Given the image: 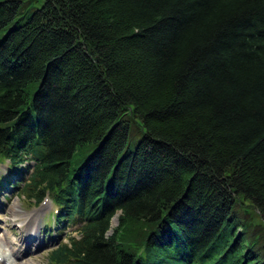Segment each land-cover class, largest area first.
Here are the masks:
<instances>
[{
    "label": "trees",
    "instance_id": "1",
    "mask_svg": "<svg viewBox=\"0 0 264 264\" xmlns=\"http://www.w3.org/2000/svg\"><path fill=\"white\" fill-rule=\"evenodd\" d=\"M28 162L79 225L50 264H264V0H0V185Z\"/></svg>",
    "mask_w": 264,
    "mask_h": 264
},
{
    "label": "rangeland",
    "instance_id": "2",
    "mask_svg": "<svg viewBox=\"0 0 264 264\" xmlns=\"http://www.w3.org/2000/svg\"><path fill=\"white\" fill-rule=\"evenodd\" d=\"M132 126L137 128V124L133 123ZM31 166L32 162H28L26 166L22 165L21 174L12 176L11 184L0 185V253L11 264H50L47 259L50 249L58 242L66 241L69 235H77L79 226L78 224H56L49 218L53 210L50 202L36 205L33 199L28 200L24 197L21 184L27 181ZM6 173V163H0V177L5 176ZM245 206L252 210L253 218L255 216L257 219L255 210L250 208L248 202H245ZM117 224L118 219L115 215L111 222L112 228ZM112 231L111 229L108 234ZM31 241L34 242L30 243ZM11 248L15 249L13 259L7 256ZM0 264L4 263L0 261Z\"/></svg>",
    "mask_w": 264,
    "mask_h": 264
},
{
    "label": "bare ground",
    "instance_id": "3",
    "mask_svg": "<svg viewBox=\"0 0 264 264\" xmlns=\"http://www.w3.org/2000/svg\"><path fill=\"white\" fill-rule=\"evenodd\" d=\"M17 256V255H16Z\"/></svg>",
    "mask_w": 264,
    "mask_h": 264
}]
</instances>
